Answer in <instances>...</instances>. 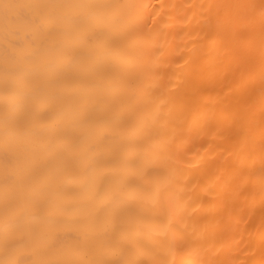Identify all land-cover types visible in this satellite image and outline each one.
I'll return each instance as SVG.
<instances>
[{
  "label": "bare ground",
  "instance_id": "bare-ground-1",
  "mask_svg": "<svg viewBox=\"0 0 264 264\" xmlns=\"http://www.w3.org/2000/svg\"><path fill=\"white\" fill-rule=\"evenodd\" d=\"M0 264H264V0H0Z\"/></svg>",
  "mask_w": 264,
  "mask_h": 264
}]
</instances>
